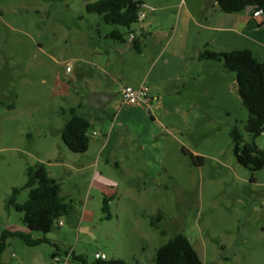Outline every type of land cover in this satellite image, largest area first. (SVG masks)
I'll list each match as a JSON object with an SVG mask.
<instances>
[{"label": "rangeland", "instance_id": "rangeland-1", "mask_svg": "<svg viewBox=\"0 0 264 264\" xmlns=\"http://www.w3.org/2000/svg\"><path fill=\"white\" fill-rule=\"evenodd\" d=\"M95 1L0 0V235L24 226L23 214L8 208L6 201L14 187L26 184L28 166L44 163L71 206L63 217L65 225L47 234L49 243L30 247L11 238L2 264H49L55 262V252L56 264H96L97 253L108 260L156 264L158 248L178 233L191 239L204 264H264V168L253 174L235 155L234 127L246 141L253 138L246 128L249 111L242 103L236 74L222 62L191 69L198 76L186 86V101L179 111L166 112L154 102L158 121L149 117L143 129L159 136L147 139L145 148L134 133L124 130L119 136L118 126L110 139L106 137L116 122L113 114L120 108L121 85L132 84L145 73L150 74L147 83L153 92L161 91L163 84L165 90L173 86L162 79L178 70L165 66L166 56L153 67L152 58L177 20L249 14L215 11V0H142L155 8L146 12L145 20L162 24L141 33V22L128 30L88 12L87 3ZM157 28L161 40L151 37ZM115 29L125 33L127 42L130 33L137 34L140 45L147 44L145 56H139L131 43L105 37ZM177 30L169 47L175 57L182 54L183 43L193 48L204 37L193 22L186 30L181 21ZM231 35L226 51L253 49L264 58L257 43ZM95 48L110 52L98 57ZM101 66L113 71L109 80L115 98L108 103L110 112L105 111L104 120H96L89 130L94 145L75 153L62 140L68 110L87 99L88 82L103 77ZM93 112L98 111L89 106L77 109L82 117ZM99 139L102 142L97 143ZM255 141L264 150V135ZM191 154L202 156V161L194 162ZM98 156V165L91 166ZM106 197L110 219L103 210ZM28 198L29 189H22L18 201ZM32 236L45 235L32 232Z\"/></svg>", "mask_w": 264, "mask_h": 264}, {"label": "trees", "instance_id": "trees-1", "mask_svg": "<svg viewBox=\"0 0 264 264\" xmlns=\"http://www.w3.org/2000/svg\"><path fill=\"white\" fill-rule=\"evenodd\" d=\"M225 13L246 11L249 6L264 7V0H215ZM142 0H97L88 2L86 9L90 13L102 16L109 25H118L131 30L138 22V14L142 8ZM110 37L119 42H126L125 33L119 29L111 32ZM134 47L141 51L140 39L134 40ZM200 61L222 62L224 68L236 74L238 90L244 107L249 111L246 128L252 136V141H246L237 127L231 131L234 152L238 162L248 168L253 174L264 168V150L255 139L264 133V62L260 61L250 49H233L230 51H215L206 47L198 54ZM80 106L71 107L70 118L62 131V140L75 153H85L90 146L89 130L91 122L77 114ZM64 113L67 111L64 110ZM194 162L202 161V156L191 154ZM22 189H29L26 202L18 201ZM110 199L104 198L103 210L110 219ZM8 208H14L23 214V223L30 230L5 229L0 235V264L2 256L11 238H19L30 247L49 243L47 234L52 232L59 218L71 210L62 195L61 183L50 176L46 165L39 162L27 167V182L20 187H14L11 196L6 201ZM32 232H42L45 236L33 238ZM165 234V232H163ZM53 257L57 256L55 252ZM76 259L85 261L80 255ZM49 264H56L50 262ZM96 264H130L123 259H101ZM156 264H204L198 250L191 239L178 233L171 237L157 250Z\"/></svg>", "mask_w": 264, "mask_h": 264}, {"label": "crops", "instance_id": "crops-1", "mask_svg": "<svg viewBox=\"0 0 264 264\" xmlns=\"http://www.w3.org/2000/svg\"><path fill=\"white\" fill-rule=\"evenodd\" d=\"M214 9H215V11H218V9H220L217 2L214 3ZM239 13H241V12H239ZM247 13L249 14L248 17L243 16L242 14H237V16H223L222 14H219L217 20H177L176 27H175L173 33L171 35L167 36V38H166V40H164V42L162 40V42L160 43V47H159L160 49L157 51V53H155V55H154L155 57L152 58V60L154 61L153 67H155L157 65L158 61L161 58H164L166 56L165 66H167V67L174 66L178 70L176 75H174L173 77H167V78L162 79L163 83H166V80H167V82L172 83L173 86H171L170 88H167L165 90V88H164L165 86L163 84L161 91H158L157 93L153 92L151 89V86L147 83V81H149V79H150V74H145V73L143 74V76L138 81L134 80L132 84H129V85L135 86V87H138L140 85H147L149 87L150 96L153 99L152 109L146 110L140 106H123V107L118 108L117 110H115L116 112L113 114L114 117H116V122L115 121L112 122V127H111V131H110L111 135L107 134L106 135L107 139L111 138V136L114 133L117 126L119 127V129H118V135L119 136L122 134V131H124V130L127 131V133H129V134L134 133L137 137L141 138V142H142L144 148L147 145V143H146L147 139H150V138L153 139L154 137L156 139H158L159 134L158 135L154 134V132H156V131L151 130V132H150V133H152V136H151V134H148V133L146 134L144 132V129H143L147 125L149 117L151 118V122H153V123H156V121H158L156 116L153 114L154 102L155 101L158 102V104L156 106L158 109L161 108V109L165 110L166 112H169L171 110L179 111L180 107H182V105L186 101V92H185L187 89L186 86H188V84L190 83V80L196 79V77L198 76L197 73L192 72L191 69L193 67L197 68L200 63H203L202 65L204 68H211V67H215V65H216V64H214L215 63L214 61H200L198 59L199 52L204 50L206 47H209L210 49L215 50V51H219V52L229 50V49H227V46H230V44H231L230 43V39L232 37L231 33H236L238 35H243L244 37H248V39L254 41L255 43H257L259 45V49H260L259 51L260 52L261 51L264 52V22L259 21V19H254L251 15V12H247ZM181 21H182L183 29H186V30H188L190 22H193L196 25H198L199 27H201L202 31L204 32L203 33L204 37L202 38V32H201V38L202 39L199 43L197 42L193 48H189L190 46L188 43H183L181 45L182 54L180 55V57L179 56L175 57L174 54H171V55L169 54V47H170V45H171V43H172V41L176 35V32L178 31L177 29H179V27L181 25ZM232 21L234 22L233 25H232ZM154 24L158 27L162 23H160V20H144L143 22H141L140 32L141 33L149 32L148 30H150L154 26ZM110 34H111V32H108L105 35V37L107 39H112L110 37ZM135 35H137V34H135ZM152 36L157 37L158 40L162 39V37L158 33V28H157V32L152 33L151 37ZM127 43H131V45L134 46V41H131L130 38H129V41ZM143 44L145 46L144 48H143ZM145 48H147V44L142 43L141 44V51H138L135 48L136 53L139 56L144 57L145 56ZM122 50H124V49H122ZM124 51L126 52L127 50H124ZM251 51L254 53V55L260 61L264 62V58L263 57L261 58L259 53H257L258 54L257 55L253 49H251ZM105 52L109 54L110 51L102 50L101 48H95L93 50V53L98 57L102 56ZM219 63H221V62H219ZM100 68H101V72L103 73V77L97 76V77L93 78V80L88 82L89 83V93L87 95V99H85V101H82L79 104V106H80L79 108L85 107V106L90 107V98H91L92 92H106V93L112 94L113 98H115L113 84L109 80L110 77H112V75H113V71L108 70L104 66L103 67L101 66ZM72 71H73V69H72ZM186 71L189 73L186 74ZM76 74H77V76L79 75L78 73H76ZM109 102H110V100H109ZM108 103L101 110L94 109L95 111H98L96 114L93 112V113H87V115H85V118L91 122L92 126L96 120H98V121L104 120V118L106 116L105 111H107V112L109 111L107 108V106H109ZM90 108H92V107H90ZM154 117H155V119H154ZM159 121L161 122L160 119H159ZM94 134L97 135V132L94 131ZM90 140H91V138H90ZM110 141L111 140H109V142ZM124 141H126L125 138H124ZM134 141H135L134 139L130 138L129 143L132 144V143H134ZM96 142L97 143L102 142V139L96 140ZM92 143H93V141L91 140L88 151L90 150L91 146L94 145V143L93 144ZM105 144L106 143L104 142L102 144L101 148H104ZM194 153L196 154V153H198V151H194ZM99 161H100V158L98 156V158L95 160V162L93 164H90V165L91 166H97ZM115 164L119 165V162L115 161ZM64 225H65V221H64ZM85 228L82 227V230L83 231L86 230L87 232L90 231L89 227H85ZM8 229H10V230H24L27 232L30 231L25 225L22 226L21 228H16V229L8 228ZM53 252H55V251H53ZM53 252H52V254H53ZM2 259H3V256H2Z\"/></svg>", "mask_w": 264, "mask_h": 264}, {"label": "built area", "instance_id": "built-area-1", "mask_svg": "<svg viewBox=\"0 0 264 264\" xmlns=\"http://www.w3.org/2000/svg\"><path fill=\"white\" fill-rule=\"evenodd\" d=\"M155 8L146 4L142 5V8L138 14V22H143L147 18L146 12L154 11ZM251 15L254 19H264V7H255L251 11ZM264 22V21H263ZM130 40L134 41L136 38V35L134 33H130L129 35ZM67 71L71 72L72 68L71 66L67 67ZM120 94V107L123 106H140L146 110L152 109V102L153 99L150 96L149 87L147 85H140L138 87L131 86V85H121L119 89ZM264 135V133H263ZM64 225L63 217L59 218L54 227L57 229H60ZM96 259H107V256L105 254H96ZM54 261L58 262L59 258L58 255L54 257Z\"/></svg>", "mask_w": 264, "mask_h": 264}, {"label": "water", "instance_id": "water-1", "mask_svg": "<svg viewBox=\"0 0 264 264\" xmlns=\"http://www.w3.org/2000/svg\"><path fill=\"white\" fill-rule=\"evenodd\" d=\"M252 9L253 7L249 6L246 11L251 12ZM112 98L113 95L106 92H93L90 98V107L96 110H101Z\"/></svg>", "mask_w": 264, "mask_h": 264}]
</instances>
